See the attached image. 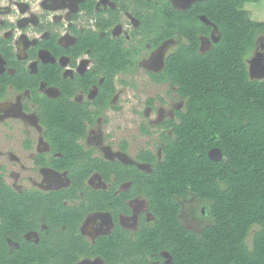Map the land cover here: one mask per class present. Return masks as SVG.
Here are the masks:
<instances>
[{"label":"trees","instance_id":"1","mask_svg":"<svg viewBox=\"0 0 264 264\" xmlns=\"http://www.w3.org/2000/svg\"><path fill=\"white\" fill-rule=\"evenodd\" d=\"M251 1L256 0H195L176 9L168 0H131L124 7L135 8L139 20L132 42L110 36L119 12L109 10L107 17L94 15L97 31L70 27L76 37L70 48L59 45L54 31L29 48L25 59L15 53L12 37L0 34V54L13 70L0 73V102L9 88L29 92L51 147V155L38 153L35 164L67 171L71 181L48 191L16 190L0 170V264H73L80 256H99L106 264H264V78L251 77L248 63L264 21L250 18L245 4ZM94 6L89 0L82 8L92 15ZM215 29L218 38L202 51V39ZM171 39L176 45L163 67L149 72L153 81L174 87L182 101L158 124L160 157L139 151L137 160L151 165L145 171L93 156L80 140L115 95L116 77L139 68L146 44L156 49ZM41 49L56 59L67 56L73 67L87 54L94 70L65 75L58 61L38 60ZM31 61H37L35 70L28 67ZM41 84L59 94L39 92ZM94 86L91 101L74 99ZM213 148L221 150L220 159L209 156ZM95 172L111 184L108 190L88 186ZM125 181L130 187L120 190ZM135 197L147 200L152 219L141 213L138 229L130 231L118 217L131 215L127 202ZM190 198L196 200L199 229L181 219L179 200ZM93 211L109 212L114 222L94 242L79 231ZM30 231L37 234L34 240L26 237Z\"/></svg>","mask_w":264,"mask_h":264},{"label":"rangeland","instance_id":"2","mask_svg":"<svg viewBox=\"0 0 264 264\" xmlns=\"http://www.w3.org/2000/svg\"><path fill=\"white\" fill-rule=\"evenodd\" d=\"M176 7L182 8L191 4L195 0H171ZM40 0H0V24L13 22L10 28L3 26L0 34L4 37H12L18 44L13 45L15 53L21 59L26 58V49L32 46L41 38L33 27L35 22L29 19L31 12L40 10ZM100 7L109 6L101 0ZM34 9V10H33ZM245 9L250 12V18L254 21H264V0L251 1L245 4ZM124 14L121 24L114 27L115 35H123L130 43L133 37L130 34L136 27L137 22L133 18L131 10ZM63 24H68V14L62 15L61 11L52 13ZM65 16V17H64ZM208 24V21L202 17ZM134 23V24H131ZM61 28V42L65 45L74 42L75 38L68 33L67 29ZM218 38L215 29L209 39L203 38L201 50H207L211 42ZM176 45L175 40H168L160 47L151 49L149 44L140 50V66L133 74L117 76V91L100 114L95 116V122L89 125L86 137L80 142L88 149L92 150L94 156L108 159L133 162L137 160V155L142 149H149L157 154L162 146L160 139L161 129L158 124L174 115L176 109L181 104V98L177 91L169 83H157L153 81L149 72L159 71L164 65V58L167 52ZM41 61H51L54 58L46 51H40ZM84 67L86 56L81 58ZM63 63L67 64L66 60ZM251 77L256 79L264 78V35L257 39L256 48L248 60ZM65 64V65H66ZM34 70L36 63L29 64ZM12 72L13 70L5 65L0 54V73ZM74 70L67 67L65 75H72ZM97 86L92 87L88 94L79 92L75 100L82 102L92 100L97 93ZM40 91L49 97H56L59 93L55 87H48L45 84L40 86ZM149 100L153 102L150 103ZM146 128L149 132H145ZM43 126L40 124L35 105L30 101L28 91H15L9 88L7 95L0 102V170L5 176L6 182L16 190L24 188L53 189L58 188L67 182L65 172H55L50 168L39 167L34 163V159L40 152L49 153L50 147L43 137ZM29 141V144H26ZM126 143V149L123 143ZM142 169H149L143 166ZM148 171V170H147ZM93 187H102L103 183L97 175L93 176ZM109 185V184H108ZM124 186V185H123ZM122 186V187H123ZM125 187V186H124ZM121 188V187H120ZM182 221L192 229H199L198 214L192 209L194 198L181 199ZM131 215L123 217L122 227L128 230H135L138 225L139 214L147 213L148 219L152 215L147 212L148 204L145 198H136L129 202ZM90 216L82 225L83 231L89 236H93L95 222ZM106 225V222L103 223ZM109 225L105 227V232L109 230ZM101 232V231H100ZM167 262L170 256L163 254Z\"/></svg>","mask_w":264,"mask_h":264},{"label":"flooded vegetation","instance_id":"3","mask_svg":"<svg viewBox=\"0 0 264 264\" xmlns=\"http://www.w3.org/2000/svg\"><path fill=\"white\" fill-rule=\"evenodd\" d=\"M87 1H89V0H40V4H39L40 10L37 11V12H35V14L32 11L31 12L32 14L29 17V19L31 20V22H35L36 23L35 26L33 27L34 32H36L41 37L32 46L36 45L40 40L45 39V38H48V36L50 35V33L55 31V32H58L59 33V37H58V43H59V45L63 46L64 48H70L74 44V42L76 41V37L73 36V34H72L71 30H70V27H72L73 25H75V26H77L80 29H82V28H90L92 30L97 31L98 30V28L96 26L97 19H96V17L94 15H96L97 13H101L103 16H106L107 17L109 10H117L119 12V14H118V21L112 27L109 28V34L113 38H119V39L122 38V39H124L125 40V44H126V40H127L126 37L123 36V35H115L113 29L118 24H121L122 17H123L124 14H126V13L129 12L128 10H131L132 15H133V18L137 22L136 27L138 26L139 20H138V18L134 14V9L135 8L129 6L126 9L124 7L126 4L127 5L130 4V1L131 0H101L103 3H108L109 6H105V7H100V5H98V3H99L100 0H93L95 2V6H94V14H92V15H89L88 12H87V10L82 8V5L85 4ZM127 1H129V3ZM168 1L176 9H186L190 5L189 4L186 7L179 8V7H176L174 5V3H172L171 0H168ZM50 11L52 13H54L56 11L57 12L58 11H61L62 15H64L65 14V11H66V13L68 14V17H67L68 18V22H67L68 24H66V25L63 24L62 20H59V18H57V16H55V15H53V16L51 15L50 16V14H49ZM6 23H9L10 24L9 26H12L13 25V22H10V21H8ZM6 23L3 24V25L0 24V26L1 25L2 26H6ZM131 24H134V23H131ZM9 26H6V27L7 28H10ZM63 27H65V29H67L68 33L71 34L73 36V38H75V40H74L73 43H71V44L68 43L67 45H65L63 42H61V28L64 29ZM133 29H135V28H133ZM131 33H132V31H131ZM206 39H209V38H206ZM171 40H173V39H171ZM12 43H13V45H17L18 44V41L17 40H12ZM32 46L28 47L26 49V52ZM40 51H46V52H48L54 58V60H51V61H41L40 58H39ZM85 56H86V63H88V66L87 67L82 66L83 65V62H82V64L80 63L81 62V58L82 57H85ZM38 60L41 61V62H54V61H58L63 66V68H64V74H65L66 68L67 67H70L72 70H74L73 73H72V75H68V76H71V77H73L74 73H84V72H86V71H88L90 69L91 70H94V62H93V60L87 54H83V55H81V56H79L77 58V65L75 67H73V66L70 65V60H69V58L67 56H60L58 59H56L47 49H41V50H39V52H38ZM63 60H66L67 61V64L65 63L66 65L63 63ZM33 62H35L36 65H37V61H31V62H29L28 63V67L30 69H31V67H30L29 64H31ZM35 69H36V67H35ZM39 92L43 93L42 91H40V87H39ZM43 94H45V93H43ZM47 143H48V141H47ZM49 147H50V144H49ZM40 153H43V152H40ZM44 153H46V152H44ZM46 154L48 156L51 155V147H50L49 153H46ZM56 155H58V154H56ZM156 155L158 156V158L160 157V155H161V148H160V150L158 151V153ZM93 156H94V153H93ZM102 158H105V157H102ZM105 159H107V160H114V159H108V158H105ZM119 161H121V160H119ZM121 162H123V163H130V162H124V161H121ZM34 163H35V161H34ZM131 164H134V165L138 166L141 169L144 168L143 167L144 165L150 167L147 170H150L151 169V165L150 164L143 163V162H140L138 160H135V161L131 162ZM36 165L39 166V167H43V168L44 167L45 168H50L51 170H53L55 172H60V171H56L54 168H52L50 166L38 165V164H36ZM143 170H145V169H143ZM147 170H145V171H147ZM61 172H65L67 174V171H61ZM94 175H97L99 177V180L103 183L102 187L98 188V187H93V186H90L89 185V184L92 183V179H93V176ZM66 181L67 182L65 183V185H63L61 187H58V188H53V189H60V188L68 187L69 184H70V182H71L70 179H69V177H68V175H67V180ZM86 182H87L88 186H90L92 188H95V189L108 190L110 188V186H111V184L109 182H106V181L102 180L101 177H100V175L97 172L92 173L89 176V178L87 179ZM129 187H130V182L129 181H125V182H123V183H121L119 185V189L120 190L127 189ZM36 189H39V188H36ZM39 190H43V189H39ZM48 190H51V189H47V190L44 189V191H48ZM80 195H82V193H80ZM136 198H141V197H135V198H133L131 200H128V202H127L128 205H129V202L130 201H132V200H134ZM67 203L70 204V203H72V201H67ZM129 207H130V205H129ZM90 216H92L91 219L93 220V222L96 223V225L94 226V230H93L94 235L92 237L89 236L88 234H86L83 231V229H82V225L85 223V221ZM126 216H130V215H126L125 213H120V215L118 217V221H119V223H120L121 226H123L122 223H121V221L123 220L122 218L123 217H126ZM139 217H140V214L138 216V224H139ZM105 222H106V225L103 224ZM107 225H109L110 228H109V230L107 232H105L104 229H105V227ZM113 227H114L113 217H112V215L109 212H107V211H93V212L87 214V216L84 218V220L82 221V223H81V225L79 227V231L87 238V240L94 242L95 239H96V237H98L100 235H103V234H109L112 231V228ZM137 229H138V225H137V228L135 230H131V231H136ZM36 236H37V234L35 232H31V231L26 234V237L29 238V239H32V240H34L36 238ZM73 264H106V263L99 256H82V257L80 256L78 258V260L75 263H73Z\"/></svg>","mask_w":264,"mask_h":264},{"label":"water","instance_id":"4","mask_svg":"<svg viewBox=\"0 0 264 264\" xmlns=\"http://www.w3.org/2000/svg\"><path fill=\"white\" fill-rule=\"evenodd\" d=\"M221 150L219 148H213L210 150L209 152V156L214 159V160H218L221 158Z\"/></svg>","mask_w":264,"mask_h":264}]
</instances>
